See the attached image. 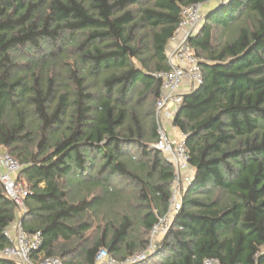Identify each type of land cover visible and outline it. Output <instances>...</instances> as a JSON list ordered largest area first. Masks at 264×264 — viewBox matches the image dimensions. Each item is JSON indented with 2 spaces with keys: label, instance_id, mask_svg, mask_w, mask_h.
<instances>
[{
  "label": "trees",
  "instance_id": "obj_1",
  "mask_svg": "<svg viewBox=\"0 0 264 264\" xmlns=\"http://www.w3.org/2000/svg\"><path fill=\"white\" fill-rule=\"evenodd\" d=\"M212 1L0 0V146L29 188L33 262L149 249L175 178L153 147L156 74L171 68L184 7ZM190 43L204 79L173 127L194 177L154 253L135 264H264V0L213 6ZM17 214L0 183V250Z\"/></svg>",
  "mask_w": 264,
  "mask_h": 264
},
{
  "label": "built area",
  "instance_id": "obj_2",
  "mask_svg": "<svg viewBox=\"0 0 264 264\" xmlns=\"http://www.w3.org/2000/svg\"><path fill=\"white\" fill-rule=\"evenodd\" d=\"M229 1L213 0L210 4L220 8ZM203 8L205 5L184 7L182 20L170 41L168 62L171 68L156 74V77L162 81V96L157 103L159 139L153 147L164 153L175 168L168 213L154 226L151 232V245L147 251L126 261H119L107 249H101L95 258V264H135L146 259L149 254L154 253L157 244L182 210L183 191L190 185L194 177V169L190 165L189 151L185 143L186 136L181 132L178 135L175 134L173 119L181 109L184 96L195 91L203 83L201 60L190 43V40L200 31L207 15ZM22 168L11 154L0 146V183L5 195L14 202L18 213L17 219L6 231L11 245L0 250V256L12 259L18 264H62V261L56 257L40 262L32 260V252L41 244V234H30L23 226L22 216L27 211L25 200L28 197L29 188L25 182L18 180ZM205 264H218V262L206 260Z\"/></svg>",
  "mask_w": 264,
  "mask_h": 264
},
{
  "label": "rangeland",
  "instance_id": "obj_3",
  "mask_svg": "<svg viewBox=\"0 0 264 264\" xmlns=\"http://www.w3.org/2000/svg\"><path fill=\"white\" fill-rule=\"evenodd\" d=\"M203 9H204V10H203L204 12L208 13V11H207V10H209V8H206V7H205V8H203ZM203 24H204V23H203ZM202 26H203V25H202ZM169 45H170V43H169ZM169 45H168V52H169V50H170V47H169ZM175 134H176V135H178V134H179V131H178L177 129L175 130Z\"/></svg>",
  "mask_w": 264,
  "mask_h": 264
},
{
  "label": "crops",
  "instance_id": "obj_4",
  "mask_svg": "<svg viewBox=\"0 0 264 264\" xmlns=\"http://www.w3.org/2000/svg\"><path fill=\"white\" fill-rule=\"evenodd\" d=\"M211 5V6H210ZM209 6L207 5L206 6V8H209V10L213 7V6H215L214 4L212 5V4H210ZM208 11V10H207ZM169 47H171L170 45H169Z\"/></svg>",
  "mask_w": 264,
  "mask_h": 264
},
{
  "label": "water",
  "instance_id": "obj_5",
  "mask_svg": "<svg viewBox=\"0 0 264 264\" xmlns=\"http://www.w3.org/2000/svg\"><path fill=\"white\" fill-rule=\"evenodd\" d=\"M216 9V8H215ZM205 18H207V15H206V17Z\"/></svg>",
  "mask_w": 264,
  "mask_h": 264
}]
</instances>
